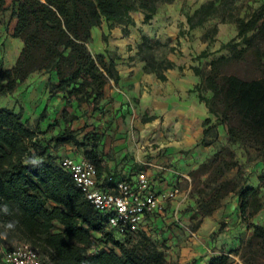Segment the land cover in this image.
I'll list each match as a JSON object with an SVG mask.
<instances>
[{"label": "trees", "instance_id": "1", "mask_svg": "<svg viewBox=\"0 0 264 264\" xmlns=\"http://www.w3.org/2000/svg\"><path fill=\"white\" fill-rule=\"evenodd\" d=\"M5 3L6 0H0V12ZM140 8L145 10L147 22L154 17L158 7L156 0H18L14 9L17 25L13 36L22 39L24 46L16 63L0 70V95L12 93L32 72L55 70L59 83L50 81L51 91H63L68 104L70 97H76L98 110L106 84L111 78L117 83L120 75L113 57L108 60L104 53L91 51L88 44L92 28L101 25L103 20L134 23L130 12ZM215 11L214 1L203 4L195 13H204V16L196 23H202ZM193 17H188L192 26L195 25ZM235 21L244 46L238 49L239 42L224 43L222 48L232 47L233 54L214 60L212 72L207 75L201 67L192 66L202 76L196 89L212 91L211 97L200 92V98L217 117L214 124L211 118L205 119L201 144L215 142L219 138L218 125L226 124L230 142L258 148L264 161V2L250 18L238 17ZM154 45L166 48L165 57L160 62L146 56L141 59L146 62V71L165 80L164 72L176 66L167 57L174 46L159 40L152 44L151 37L143 35L138 54ZM249 50L261 71L259 75L244 78L218 71L217 64L246 57ZM208 55L209 51L204 50L198 58ZM69 115V110H65L63 120ZM53 139L55 145L71 144L82 149L81 153L95 164L100 178L108 171L100 136L96 132H87L80 139L70 128ZM220 154L216 152L210 161L203 162L192 172L209 173L208 179L216 183L210 198L201 203V214H211L222 205L228 192H236L240 217L248 221L253 232L247 242L233 251L242 252L244 264H264V224L249 221L262 207L258 204L254 211L250 210L258 187L223 179L227 171L239 166V161L233 152L229 158H220ZM107 181L112 186V181ZM0 222L33 244L46 264H183L168 259L164 244L160 245L147 230L117 238L108 229L106 215L86 198L72 174L60 162H55L38 131L24 120L23 112L1 106ZM223 229L222 224L220 231ZM99 233L101 240L112 246L92 251ZM186 264L198 263L195 260ZM208 264L232 262L228 253H222Z\"/></svg>", "mask_w": 264, "mask_h": 264}, {"label": "crops", "instance_id": "2", "mask_svg": "<svg viewBox=\"0 0 264 264\" xmlns=\"http://www.w3.org/2000/svg\"><path fill=\"white\" fill-rule=\"evenodd\" d=\"M182 14V2L172 0L160 4L154 17L147 22L145 10L140 8L130 12L134 23L103 20L101 25L92 28L88 44L91 51L104 53L108 60L113 57L120 78L117 83L111 78L106 84L100 108L92 117L76 112L80 119L74 121L73 129L87 121L88 129L96 127L102 132L101 148L108 166L102 179L112 177V182L109 180L112 185L122 178L134 182L137 173L144 169L155 183L157 192L172 190L177 179L188 177L191 170L216 151L215 142L201 144L205 119L211 118L214 124L217 117L201 100L200 92L211 97L212 91L196 89L202 76L192 68L193 65L202 68L200 61L206 58H198V55L209 44L202 37L207 21L195 22L192 26L188 16ZM16 25L17 19L11 22L5 34L0 30V44L7 43V56L0 60V70L11 68L23 49V40L13 36ZM143 35L174 46L167 57L176 66L164 72L167 79L162 80L156 73L146 71V62L138 54ZM221 47V40L214 42L212 59L223 55L219 51ZM50 81L59 83L55 70L32 72L12 93L0 95L4 99L0 106L22 111L24 120L30 124L40 122L43 130L56 119L62 123L63 112L70 108L63 91H51ZM218 131L220 138L227 137L223 124L218 125ZM69 147L68 153H74L73 146ZM248 169L249 186L264 187V161L260 158ZM201 218L197 229L190 230L192 236L176 235L171 229L163 236L158 235L164 238L162 241L167 239L170 246L168 259L183 264L195 260L199 264H208L214 256L239 247L241 237L252 230L239 216L238 195L228 196L222 207ZM173 219L164 222L160 215L155 216L149 222V233L155 234L159 227L167 229ZM221 221H230L222 231ZM171 226L181 231L175 224ZM215 232L218 234L213 237Z\"/></svg>", "mask_w": 264, "mask_h": 264}, {"label": "rangeland", "instance_id": "3", "mask_svg": "<svg viewBox=\"0 0 264 264\" xmlns=\"http://www.w3.org/2000/svg\"><path fill=\"white\" fill-rule=\"evenodd\" d=\"M18 0H6V3L0 12V30L3 34L8 32L9 26L13 20L17 19V17L14 14V9L17 4ZM179 2H182V12L189 16L193 17V22H198L200 18L204 16V13H198L196 14V10L200 8L203 4H208L211 1H214L216 3V11L207 16L204 20H206V32L202 36L203 39L209 42L206 50L209 51V55L205 56L204 61H200L202 65V69L204 71V74L207 75L212 72V62L216 59H212V53L211 51L214 47V42L221 40L222 45L227 42H239L238 49L244 46V42L242 38L238 35V25L235 21L238 17H245L250 18L252 14L255 12L257 7L261 5L264 0H178ZM162 0H156L157 7L162 4ZM158 9V8H157ZM182 14L184 17L185 15ZM152 44L156 40L161 41L158 38H151ZM162 42V41H161ZM164 43V42H163ZM169 45L168 43H166ZM216 44V43H215ZM264 49V44H263ZM219 51H221V54L230 56L233 54L232 47L227 48H220ZM166 55V48L160 46V45H154L152 49H145V51L139 55L140 58L142 56H146L149 59H154L157 62H160L163 57ZM7 56V43L3 42L0 44V60H3ZM222 56V55H221ZM200 58V57H199ZM219 58V57H218ZM264 60V58H263ZM254 56L252 54V51L249 50L246 52V57L241 58H235L234 60H231L229 62H221L217 64V69L219 72L222 73H232L237 74L244 78H251L254 76H257L260 74V69L256 66V64L253 62ZM3 69V68H2ZM110 81V80H109ZM65 98V97H64ZM71 103H67V107L70 108L69 112L70 115L67 117L66 120H63L62 123L59 122L58 119H56L55 123L50 125L48 129L43 130L42 126L40 125V122H33L29 123L34 129H36L39 133V137L42 138L43 142L48 147V152H50L55 157V162L59 163L61 158L67 154L71 150L69 146H73V152H82V149H78L76 146L71 144H63V145H55V141L53 137L57 134L62 133L64 130L72 129L75 130L78 137L80 139L84 138V135L87 132H96L100 136V141L102 144L103 134L101 131H99L96 127L88 129L90 126L87 121L80 125V127H76V129H73V123L76 120L80 119V116L76 114V112H83V115H88L90 117L93 116V113L96 111L93 109V105L89 104L87 102H80L76 97H70ZM4 101L3 98L0 97V104ZM74 116H77L74 118ZM226 128L227 134H228V126L226 124H223ZM216 145V152H221L220 158H229L230 152L234 153L235 158L239 161V166L234 167L227 171L223 179H229L232 180L234 183L238 185L250 184L249 175H250V169H248L249 166L254 165V163L261 158L260 151L256 147H251L245 144L241 143H232L228 139V135L226 138L222 137L215 141ZM102 149V148H101ZM103 150V149H102ZM215 153L205 159L203 162L210 161ZM262 159V158H261ZM202 162V163H203ZM202 163H200L195 169L191 170L189 172L188 177H183L182 180L177 179V185H175V188H178V192L175 194V196H169V192L171 190H162L158 193L162 194V205H163V213L159 214L161 216V220L166 222L167 219L174 218L172 223L167 224V229H163L162 227H159L158 231L154 232L153 237L160 243V245L165 246V250L167 255L169 254V248L170 246L166 243L167 239L165 241H162L164 238H159L158 235H162L164 232H167L168 229H171L172 232H174L176 235H187L192 236V233L190 230H196L197 227L200 225L202 218L204 215L201 214L202 207L201 203L203 201H206L210 198L211 194L214 192V187L216 186V183L212 182L210 179H208V174L204 171H199L197 174H192L194 170H196ZM178 194H181L180 196H177ZM237 193L232 191L228 192L224 198L222 199V207L225 204L226 198L234 197ZM253 207L250 208V210L254 211L255 206L258 204H262V207L255 211L252 217H250L249 221H252L254 219V216L257 215L259 212L260 215L255 216L254 221L252 222H258L264 224V187L258 186V194L254 196L253 198ZM220 207L216 208L215 210L219 209ZM214 210V211H215ZM214 211L211 213L213 214ZM209 214V215H211ZM206 216V215H205ZM240 216V213H239ZM242 219V218H241ZM243 220V219H242ZM248 223V221L243 220ZM221 224H223V228L227 227L230 221H221ZM175 224L177 228H179L181 231H176L171 225ZM250 228V227H249ZM156 229V228H155ZM252 229V228H250ZM155 231V230H154ZM253 232V229L250 233H245L241 239H240V246H242L243 243L247 242L250 238L251 234ZM218 233L215 232V237ZM101 234H97L98 240L95 242V247L92 249V251L99 250L98 246H101L103 244V240H101ZM24 241L21 234L19 232H16L12 230L10 227L5 226L4 223L0 222V256L2 254V251L6 249L7 247L11 246L12 244H16L18 242ZM237 247V248H239ZM237 248H232L231 250H228L227 253L230 255V260L232 264H244V259L242 257V252L236 253L233 250ZM198 262V261H197ZM199 264V263H198Z\"/></svg>", "mask_w": 264, "mask_h": 264}, {"label": "built area", "instance_id": "4", "mask_svg": "<svg viewBox=\"0 0 264 264\" xmlns=\"http://www.w3.org/2000/svg\"><path fill=\"white\" fill-rule=\"evenodd\" d=\"M60 165L72 174L76 185L91 204L106 215L108 229L117 238H124L139 230L149 232L150 220L163 213L162 194L155 190V183L144 169L137 173L134 182L122 178L110 186L107 179L111 181L113 178H100L95 164L79 151L63 156ZM177 192L178 188H174L168 195L175 196ZM111 246V243L103 242L98 248L109 249ZM0 264L46 262L33 244L21 241L2 251Z\"/></svg>", "mask_w": 264, "mask_h": 264}]
</instances>
